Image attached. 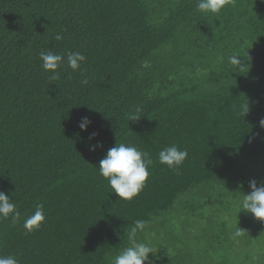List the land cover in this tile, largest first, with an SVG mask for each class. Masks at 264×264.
Segmentation results:
<instances>
[{"label": "trees", "instance_id": "obj_1", "mask_svg": "<svg viewBox=\"0 0 264 264\" xmlns=\"http://www.w3.org/2000/svg\"><path fill=\"white\" fill-rule=\"evenodd\" d=\"M260 159L264 0H0V264H264Z\"/></svg>", "mask_w": 264, "mask_h": 264}, {"label": "rangeland", "instance_id": "obj_2", "mask_svg": "<svg viewBox=\"0 0 264 264\" xmlns=\"http://www.w3.org/2000/svg\"><path fill=\"white\" fill-rule=\"evenodd\" d=\"M263 163H264V159L256 160V161L253 162V164H251L249 166V169L256 171L257 169H260V165L261 164L263 165ZM244 168H245V170H244V172H245L246 171V167H244Z\"/></svg>", "mask_w": 264, "mask_h": 264}]
</instances>
